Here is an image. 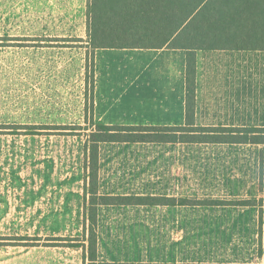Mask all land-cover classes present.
<instances>
[{"label":"crops","instance_id":"0c3cea01","mask_svg":"<svg viewBox=\"0 0 264 264\" xmlns=\"http://www.w3.org/2000/svg\"><path fill=\"white\" fill-rule=\"evenodd\" d=\"M88 1L19 0V4L34 5V18L38 21L84 22L78 32L70 23L65 28L35 34L55 41L35 52V66L38 68L44 64L45 68L52 69L51 91L63 95L58 101L65 102L58 108L64 109V114L60 110L57 116H82L85 125L90 123L92 126H185L188 51L169 46L98 47L90 53ZM74 37L78 40H73ZM224 52L232 57L231 62L225 57L210 59ZM251 52L245 49L195 51L194 126L244 130V123L239 125L235 120L239 116L244 118L245 113L235 114L233 101L236 92L229 90L228 85L230 81L244 85L250 80ZM90 54L92 81L89 82L87 99L85 74ZM225 65L227 69L230 65L232 75L220 71ZM214 68H218L216 73ZM87 104L88 117L85 114ZM261 145L264 143L100 142L98 195L167 198L169 201L98 205V261L240 263L219 258L211 262L188 261L185 243L181 250L179 238L170 243L163 239H152L148 243L141 237L118 238L109 230L183 229L188 227V211L194 213L202 208L210 210L211 228L248 227L244 223L249 220L242 213L250 209L252 214L256 213L253 221L260 223L264 207V152L260 151ZM85 146L86 142L81 171L87 185L89 167ZM256 197L261 199L258 205L250 202ZM88 198L89 194L84 191L83 213Z\"/></svg>","mask_w":264,"mask_h":264},{"label":"rangeland","instance_id":"374dc122","mask_svg":"<svg viewBox=\"0 0 264 264\" xmlns=\"http://www.w3.org/2000/svg\"><path fill=\"white\" fill-rule=\"evenodd\" d=\"M0 1V264H85L81 245L88 227L83 213L87 185L81 168L85 142L95 127L85 125L82 116H57L60 110L64 114L65 110L58 108L65 102L58 101L63 95L51 91L52 69L44 64L35 66V52L55 42L35 34L70 23L78 32L84 22L38 21L34 5ZM219 54L210 59L232 61L225 52ZM250 61L247 84L230 81L228 85L236 92L235 114L245 113L244 118L238 115L235 120L245 125L248 133L243 137L252 132L260 136L264 128V51H252ZM224 67L220 71L232 75L230 65L229 70ZM91 77L86 72L87 99ZM63 124H80L82 129L58 128ZM250 202L258 205L261 199ZM197 210L201 211H188V227L183 229L109 232L118 238H146L148 243L152 239L170 243L179 238L181 250L185 243L188 261L219 258L264 264V207L260 223L253 221L256 213L250 209L242 213L249 220L244 223L248 227L228 229L211 228L210 210Z\"/></svg>","mask_w":264,"mask_h":264},{"label":"trees","instance_id":"16d2710c","mask_svg":"<svg viewBox=\"0 0 264 264\" xmlns=\"http://www.w3.org/2000/svg\"><path fill=\"white\" fill-rule=\"evenodd\" d=\"M87 29L91 50L114 48H182L188 51L186 74V125L95 124L86 141L89 194L84 206L87 232L81 247L85 264H148L100 262L97 259V206L101 204L166 203L167 198L107 196L97 194L98 144L104 141L264 143L262 135L231 127L194 126L195 51H264V0H89ZM86 72L92 76V58ZM92 81V77H91ZM91 121V120H90ZM92 123V121H91ZM82 126L60 125L62 129ZM87 129V128H84ZM205 201V200H204ZM210 202V201H209ZM246 202V201H245ZM79 247V245H72ZM248 264V263H186Z\"/></svg>","mask_w":264,"mask_h":264}]
</instances>
